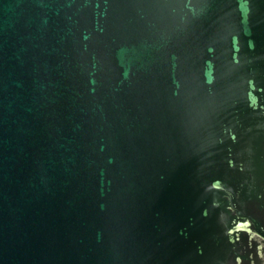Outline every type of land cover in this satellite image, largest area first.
Here are the masks:
<instances>
[{
    "label": "water",
    "instance_id": "95a60500",
    "mask_svg": "<svg viewBox=\"0 0 264 264\" xmlns=\"http://www.w3.org/2000/svg\"><path fill=\"white\" fill-rule=\"evenodd\" d=\"M0 264H264V0H0Z\"/></svg>",
    "mask_w": 264,
    "mask_h": 264
}]
</instances>
